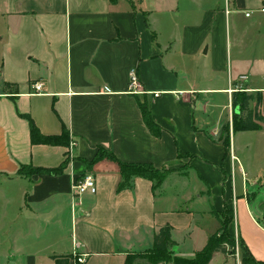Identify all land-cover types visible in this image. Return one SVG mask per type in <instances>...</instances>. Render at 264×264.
Masks as SVG:
<instances>
[{
    "label": "crops",
    "instance_id": "obj_1",
    "mask_svg": "<svg viewBox=\"0 0 264 264\" xmlns=\"http://www.w3.org/2000/svg\"><path fill=\"white\" fill-rule=\"evenodd\" d=\"M262 10L264 0H0L1 231L13 228L12 243L30 233L35 243L29 250L17 242L0 264H53L57 256L124 264L151 250L165 226L171 255L190 259L182 256L205 246L225 206L233 238L239 219L264 237L246 196L250 175L234 150L247 133H233L231 106L234 92L252 96L249 110L264 134ZM183 14L196 22L178 29L173 20ZM131 71L142 94L128 91ZM141 102L158 138L145 128ZM30 122L43 136L67 131L68 145H32ZM98 149L167 176L154 191L142 178L122 188L112 163L86 167ZM64 161L58 175L21 174ZM87 175L96 193L77 196L72 186ZM12 197L19 202L9 204ZM256 211L264 218V209ZM243 241L260 262L261 245Z\"/></svg>",
    "mask_w": 264,
    "mask_h": 264
},
{
    "label": "trees",
    "instance_id": "obj_2",
    "mask_svg": "<svg viewBox=\"0 0 264 264\" xmlns=\"http://www.w3.org/2000/svg\"><path fill=\"white\" fill-rule=\"evenodd\" d=\"M117 0H109L114 4ZM253 100L252 96L243 92H234L231 97V106L233 110L232 131L233 133H249L260 131V126L255 122V116L249 110V105ZM139 109L143 123L147 131L154 137L160 136V129L152 122L150 116L149 105L146 102L139 103ZM237 111V114L235 113ZM30 142L35 146H50V147H65L69 143L67 131L63 130L57 136H43L30 122ZM224 144L226 142L224 141ZM67 161H64L57 169L42 170L28 169L21 170L23 176H32L37 174L58 175L62 172ZM101 162H109L115 165L118 174L122 177L121 187H127L130 181L135 178H142L152 184V190H156L167 176V171L154 170L150 165L146 164H123L115 159L109 152L103 149H98L95 157L91 161L84 162L88 169H93ZM224 213L227 214L225 222H221L220 214L214 213L215 218L219 222V229L216 233L210 236L205 246L195 254L192 259H183L174 257L169 253L171 245V228L165 226L159 228L154 236L151 250L143 253H135L126 257L124 264H209L215 254H221L230 258L236 257L234 238L228 233V225L232 221V212L224 207ZM221 235L219 238L217 235ZM238 243V242H237ZM241 248L239 255L240 264H264L253 259L247 248L242 242L238 243ZM71 256L51 257L53 264H69Z\"/></svg>",
    "mask_w": 264,
    "mask_h": 264
},
{
    "label": "rangeland",
    "instance_id": "obj_3",
    "mask_svg": "<svg viewBox=\"0 0 264 264\" xmlns=\"http://www.w3.org/2000/svg\"><path fill=\"white\" fill-rule=\"evenodd\" d=\"M186 6H187L186 4H182L181 9L186 10L187 8ZM160 7H165V6H160ZM159 18L164 19L166 17L161 16ZM193 19H191L186 14H183L180 16L178 21L173 20V22L177 24L176 28L181 29L184 27V25H187L189 23H195L196 21H194ZM170 22L169 21L160 22L159 25L163 29V32H167L169 28L172 27ZM262 27H264V22H263ZM228 28L232 35V23L229 22ZM239 81L242 82V79H239ZM221 138L223 140L222 136ZM238 147H241V149H238ZM234 150H235L236 157L241 159L243 167L246 169L247 173L250 175V179L249 178L247 179V191L250 190V194L246 196H247V199L249 200L251 211L253 212V216L255 217V220L259 221V223H261V225L264 226V218L262 214L258 215V212L256 211L258 206L262 210L264 209V134H258L257 132L247 133L245 137H243L242 139L236 140ZM236 166H237V163L235 164V167ZM240 184H241L240 179L238 178L237 185L239 186V189L241 187ZM254 193H255V196L253 195ZM6 199H7L6 196H3L2 194H0V206L3 204L4 205L6 204L5 203ZM15 200L16 199L12 197L13 202L12 201L9 202V199L7 201L9 204L15 205L16 203L19 202L18 201L19 199L16 201ZM0 216H1V213H0ZM226 218H227V214L222 212L220 214L221 222H225ZM232 225H233L232 228H233L234 234L236 235V237L234 236L236 257L233 259L228 256L221 255L219 257H216L214 261L212 262V264H240L239 255L241 252V248L239 247L238 243L242 242L244 247L247 248L248 252H249L248 247H250L253 250L252 244H248L246 240V243L248 246L247 247L244 242L245 240L243 241V238L246 235L251 238V241L253 242V247L254 245L256 246L260 244L262 250L264 251V237L262 236L260 232L254 231L248 226H244V222L240 219L237 220V224L234 223ZM1 226L2 225H1V220H0V259L3 257V254L9 251L8 248H10L11 246H15L17 242L22 243L23 241L24 242L23 244H25V246L29 248V250H34L35 243L32 241L34 238L32 237L30 233L28 235H25L22 240L20 241L15 240L12 243V238L15 239L13 237V228L8 229V227H6L5 231L3 230L1 231ZM220 236H221L220 234L217 235L218 238ZM169 253H170V249H169ZM189 255L191 254L187 253L185 254V256H182V257H186V258L191 257L190 259L194 258V256H189ZM256 257L260 260V262L264 261V253L262 256L260 257L256 256ZM254 260L257 261V259H254Z\"/></svg>",
    "mask_w": 264,
    "mask_h": 264
},
{
    "label": "built area",
    "instance_id": "obj_4",
    "mask_svg": "<svg viewBox=\"0 0 264 264\" xmlns=\"http://www.w3.org/2000/svg\"><path fill=\"white\" fill-rule=\"evenodd\" d=\"M264 13V10L261 11ZM250 14H245V18H249ZM35 93H40L42 91L43 85L41 83H36L32 86ZM139 82L136 76L135 71H131L129 74V83H128V91L131 94H142ZM153 98H158L159 94H152ZM73 192L77 195H84V194H90L95 195L96 188H95V182L93 180V177L90 175L84 176L82 178L77 179L73 186H72ZM75 257V256H74ZM77 264H82L84 262V258L82 256L76 258Z\"/></svg>",
    "mask_w": 264,
    "mask_h": 264
},
{
    "label": "water",
    "instance_id": "obj_5",
    "mask_svg": "<svg viewBox=\"0 0 264 264\" xmlns=\"http://www.w3.org/2000/svg\"><path fill=\"white\" fill-rule=\"evenodd\" d=\"M235 113L237 114V111Z\"/></svg>",
    "mask_w": 264,
    "mask_h": 264
}]
</instances>
